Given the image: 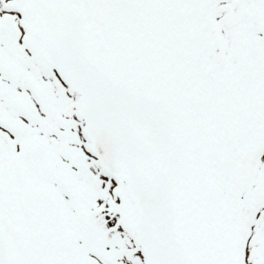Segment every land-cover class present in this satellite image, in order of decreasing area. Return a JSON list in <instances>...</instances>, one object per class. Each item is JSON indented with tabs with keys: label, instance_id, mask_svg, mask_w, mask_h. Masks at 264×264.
Listing matches in <instances>:
<instances>
[{
	"label": "snow or ice",
	"instance_id": "snow-or-ice-1",
	"mask_svg": "<svg viewBox=\"0 0 264 264\" xmlns=\"http://www.w3.org/2000/svg\"><path fill=\"white\" fill-rule=\"evenodd\" d=\"M0 264H264V0H0Z\"/></svg>",
	"mask_w": 264,
	"mask_h": 264
}]
</instances>
